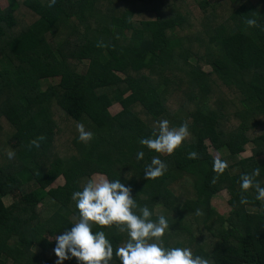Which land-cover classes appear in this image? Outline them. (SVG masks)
<instances>
[{
	"label": "trees",
	"instance_id": "trees-1",
	"mask_svg": "<svg viewBox=\"0 0 264 264\" xmlns=\"http://www.w3.org/2000/svg\"><path fill=\"white\" fill-rule=\"evenodd\" d=\"M5 3L0 264H57L51 239L78 221L72 193L94 174L119 179L153 220L166 217L164 246L188 247L209 264H264V206L252 189L240 203L243 173L259 167L256 179L264 186V0ZM249 18L257 25L247 26ZM113 105L120 107L115 114ZM160 119L189 127L171 155L139 144L153 136ZM77 123L94 134L87 144L78 140ZM40 136V147H29ZM247 145L251 155L240 158ZM209 147L227 162L219 175ZM193 151L198 156L190 159ZM154 155L167 170L147 180L144 168ZM58 178L63 184L52 187ZM223 190L231 208L226 217L211 206ZM8 195L15 197L5 205ZM92 231L105 232L114 249L109 264H120L115 249L127 234L114 225L93 224Z\"/></svg>",
	"mask_w": 264,
	"mask_h": 264
},
{
	"label": "clouds",
	"instance_id": "clouds-1",
	"mask_svg": "<svg viewBox=\"0 0 264 264\" xmlns=\"http://www.w3.org/2000/svg\"><path fill=\"white\" fill-rule=\"evenodd\" d=\"M56 0H48V7L55 5ZM251 27L257 25L254 18L245 21ZM78 140L87 144L93 138V132L86 130L83 123H77ZM190 135L186 122L170 127L167 119L156 122L153 136L141 138L139 144L156 153L171 155ZM154 137V138H153ZM40 136L29 141V147H40ZM14 151H8L12 159ZM190 159L197 158L196 152H190ZM144 151L136 153L138 161L143 160ZM227 162L214 159L213 171L217 175L223 173ZM167 170V165L158 155H154L151 163L144 168L147 180L160 177ZM260 168H254L251 173H243L240 177V203L246 204L247 197L243 193L252 189L256 200L264 206V186L256 179ZM216 177H213L215 183ZM78 210L79 219L72 227L60 235H55L53 252L57 264L75 258L77 264H109L113 257V246L104 231H92L93 224L97 226H115L119 232L127 234V240L116 247L115 256L120 264H209L208 259L194 255L188 247H166L163 237L169 231L168 220L159 215L155 220L147 205L140 206L131 195V189L119 179L109 180L104 174H96L89 178L82 190L74 191L71 196ZM199 214V212H197Z\"/></svg>",
	"mask_w": 264,
	"mask_h": 264
},
{
	"label": "rangeland",
	"instance_id": "rangeland-1",
	"mask_svg": "<svg viewBox=\"0 0 264 264\" xmlns=\"http://www.w3.org/2000/svg\"><path fill=\"white\" fill-rule=\"evenodd\" d=\"M0 6L1 7H4L6 6V3H5V0H0ZM136 18H140L139 16H136ZM144 18H150V16H145ZM203 70L205 72H209L210 71V68L207 67V66H204L203 67ZM51 83H55L57 80L56 79H53V80H50ZM50 81L48 82V84L50 83ZM44 86H46V84H44ZM230 95H226V96H223V97H229ZM172 98V104L169 103L170 105V108L175 110L177 108V104H176V99H180V95L179 93H176L174 95L171 96ZM226 100V99H225ZM120 110V107L118 105H113L112 107H110L109 111L111 114H115L117 113L118 111ZM73 131V130H72ZM74 132V131H73ZM73 135L74 134H70L68 133V140H70V138H73ZM251 148L252 146L251 145H247L245 146V150L243 153L239 154V157L240 158H245V157H249L251 155ZM209 153H211L214 157H218L219 155L211 148L209 147ZM162 155H166V154H162ZM96 174L92 175L91 178H95ZM63 184V179L62 178H58L53 184H52V187H55V186H58V185H62ZM183 183L178 187V192L179 191H182L183 189ZM15 196H7L5 198H3V202L5 205H9L13 199H14ZM228 199H229V195L228 193L223 190V191H220L218 193H216L213 197H212V200H211V206L212 208L217 212L219 213L221 216L223 217H226L231 208L228 204ZM200 241V239H199Z\"/></svg>",
	"mask_w": 264,
	"mask_h": 264
}]
</instances>
